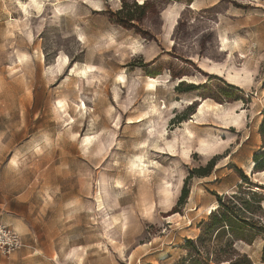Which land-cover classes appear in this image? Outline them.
Listing matches in <instances>:
<instances>
[{
	"label": "rangeland",
	"instance_id": "rangeland-1",
	"mask_svg": "<svg viewBox=\"0 0 264 264\" xmlns=\"http://www.w3.org/2000/svg\"><path fill=\"white\" fill-rule=\"evenodd\" d=\"M139 1L0 0V189L9 197L0 222L23 244L10 258L176 264L218 206L214 194L239 215L242 202L256 211L254 192L264 197V178L247 175L264 152V0H196L195 10L194 0H144V11ZM75 64L90 68L87 79L70 75ZM145 77L161 78L157 91ZM197 96L222 109L196 117ZM140 154L145 177L129 168ZM244 217L249 226L232 219L209 248L231 243L262 264L257 216Z\"/></svg>",
	"mask_w": 264,
	"mask_h": 264
},
{
	"label": "trees",
	"instance_id": "trees-1",
	"mask_svg": "<svg viewBox=\"0 0 264 264\" xmlns=\"http://www.w3.org/2000/svg\"><path fill=\"white\" fill-rule=\"evenodd\" d=\"M134 8L139 11H144V0L142 1V3H140V5L134 6ZM183 77L193 76H182L177 80L182 79ZM262 87L264 88V81ZM177 88L184 93L191 92L196 89L193 85L184 83H181ZM197 97L200 98L199 96ZM200 99L205 100L209 98ZM261 114L262 118L258 127V135L261 140V150H264V110L261 112ZM252 161L254 163L252 173L257 174L264 172V152L254 153L252 156ZM214 164L215 162L213 159L205 168H200L199 170L195 171H197L196 173H201V176H205L209 173V171L213 169ZM233 168L235 169V167ZM241 178L247 180V178L244 176H242ZM214 195H216L217 197L218 206H216V208L208 214L209 217L207 221H202L200 223L199 228L201 229V232L199 236L196 239L185 240V243L182 247L185 250V255L182 256L176 264H254V262L249 258L247 254L242 253L239 250L236 251L231 250V248L228 249V247L232 246L231 243L223 245L222 248H209L208 244L211 234H213L212 232H215V239L220 238L222 232H224V228L226 226H232V219L239 222L242 226H249V223L252 222H250L248 217H244L245 215H248L249 217L257 216V236L262 240L261 263L264 264V210L262 206L264 197L254 192L252 194V199L256 204V211H251L250 206L246 202H242L244 213L241 212V215H239L234 210V206H225L223 203H221V198L217 196V194ZM187 196L188 188L187 185H184L181 190V196L178 203L183 204ZM246 244L250 245V242H246ZM231 256H234V258H231Z\"/></svg>",
	"mask_w": 264,
	"mask_h": 264
},
{
	"label": "bare ground",
	"instance_id": "bare-ground-1",
	"mask_svg": "<svg viewBox=\"0 0 264 264\" xmlns=\"http://www.w3.org/2000/svg\"><path fill=\"white\" fill-rule=\"evenodd\" d=\"M141 2L142 1L140 0L139 1V4ZM32 3L34 5H37L36 0H32ZM190 8H192V9L195 10V8H196V2H195V0H194V2H192ZM40 10H41V8H40ZM219 43H220L219 45L221 47L220 51H222V52L225 51L226 52V50H225L226 49V44H227L226 39L220 38L219 39ZM139 47H140V45H138L137 48H139ZM65 66H66V62L64 61L62 63V69L61 70H63L65 68ZM91 72L92 71L88 67H85L83 69H81V68L79 69L78 66H77V64H75L73 67L70 68V75L76 74V75H78L79 78L84 79V80L88 78V76H89V74ZM124 79H125L124 76L119 75L117 77L116 81H117L118 84H121V83H124ZM177 81L178 82H180V81H186V82H189V83H193V84L195 83L196 84L195 79L193 77H183L182 79H179ZM160 85H161V78L160 77H156V78L145 77V90L146 91H148V92H155V91H157V88ZM192 101H193L192 99L189 100V101H186L187 105L192 104L191 103ZM195 101H199L198 102V105L196 106V117L197 116H201L204 112H208V113H218L220 111L219 109L220 108L222 109V106L220 104L214 103L210 99L200 100V98L195 97L194 98V102ZM180 103H183V102L181 101ZM82 107H83V109H85V106L84 105H82ZM178 107H179V103L178 102L174 103V105L173 106H170V107H166L165 106V103H164V105H162V107L160 108V110H166V111H168V110H172V109H177ZM152 111L154 112V116L157 115V117H158L159 113L156 111V109H153ZM148 115L149 114L144 113L142 116L137 117L133 122L132 121L131 122L129 121V122L130 123H139V122H142L143 120L148 119ZM236 123L238 124V122H236ZM91 139H92V137H90L89 135L87 137H84V139H83L84 145L87 146L91 142ZM11 163L12 164H15L16 162L14 160H12ZM149 163L150 162L144 160V155L143 154L135 155L133 157V159L129 162V168H130V170L134 171V173L137 174L138 176L145 177V176H147L146 174L149 173V168H151V166L149 165ZM253 166H254V163L251 161L250 164L248 165L247 175H250L251 176V173H252L251 172V169H252ZM258 174L260 175V178L261 177L264 178V172L257 173V174H254V175H258ZM116 187L117 188H121L120 187V183L117 182L116 183ZM214 208H215V206L212 207V208L207 209V211H206L207 212V215L211 211H213ZM175 216L176 215L169 216V217H167L166 220L171 221V219L175 218Z\"/></svg>",
	"mask_w": 264,
	"mask_h": 264
},
{
	"label": "built area",
	"instance_id": "built-area-1",
	"mask_svg": "<svg viewBox=\"0 0 264 264\" xmlns=\"http://www.w3.org/2000/svg\"><path fill=\"white\" fill-rule=\"evenodd\" d=\"M22 246L21 236L0 222V254L9 257Z\"/></svg>",
	"mask_w": 264,
	"mask_h": 264
},
{
	"label": "crops",
	"instance_id": "crops-1",
	"mask_svg": "<svg viewBox=\"0 0 264 264\" xmlns=\"http://www.w3.org/2000/svg\"><path fill=\"white\" fill-rule=\"evenodd\" d=\"M195 2H196V0H195ZM254 176H259L260 177L259 174L258 175H254ZM19 192H21V190H18L19 199H20V195L21 194ZM5 199H9V197H7L6 194H2V190L0 189V216L2 214H4V213H8L7 211H3L2 210V207H4L6 205L5 204ZM13 220L15 221V217H14ZM31 256H33V254L27 255V252H23V251L17 252V254H15L14 258H10V256L9 257H4V256H2L0 254V264H30L31 259L28 258V257H31Z\"/></svg>",
	"mask_w": 264,
	"mask_h": 264
}]
</instances>
